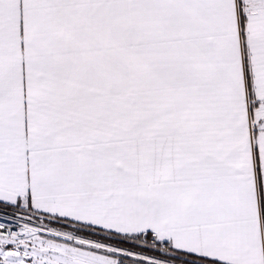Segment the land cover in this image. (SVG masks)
Returning <instances> with one entry per match:
<instances>
[{"label": "snow or ice", "instance_id": "1", "mask_svg": "<svg viewBox=\"0 0 264 264\" xmlns=\"http://www.w3.org/2000/svg\"><path fill=\"white\" fill-rule=\"evenodd\" d=\"M0 264H264V0H0Z\"/></svg>", "mask_w": 264, "mask_h": 264}]
</instances>
